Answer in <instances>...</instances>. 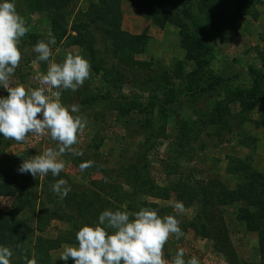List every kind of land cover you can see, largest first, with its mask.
<instances>
[{"label":"rangeland","instance_id":"obj_1","mask_svg":"<svg viewBox=\"0 0 264 264\" xmlns=\"http://www.w3.org/2000/svg\"><path fill=\"white\" fill-rule=\"evenodd\" d=\"M174 1H178V10L183 11L184 6L192 15L184 22V27L171 21L159 27L153 19L139 13L130 0H121L120 28L131 34H144V44L140 52L124 46L106 52L110 45L101 40L102 31L91 34V39L86 37L82 44H78L74 40L77 32L72 29L76 21L94 17L92 5L97 0H69L62 8L46 4L44 0H11L29 27V32L18 45L22 58L11 78L14 84L21 83L26 88L39 86L34 77L46 74L48 66L47 62L39 61L38 54L33 51L41 40L55 39L56 43L51 45L52 59L60 61L67 52H73L82 55L91 65L89 78L76 92L64 90L61 93L64 105H80L86 127L78 136V144L73 146L83 155L65 153L59 157L65 162L59 176L53 177L49 173L33 177L30 173L18 171L23 159L38 154L46 146L55 147V143L46 136L29 134L24 142L18 143L0 135V181L9 180L15 192L14 195L4 194L6 192L0 195V208L10 211L13 206L18 207L16 217H22L33 230L28 246L34 244V236L37 235L55 240L37 251L32 249L34 252L31 251L29 259L35 258L37 264L66 263L59 259L62 246L76 245L74 231L77 228L97 223L104 210H114L122 204L117 202L119 195L113 198L108 189L117 184L130 192L131 187L125 182L123 172L139 159L145 161L146 174L154 186L165 188L180 176L189 183L198 180L199 184L212 185L217 191L223 185L232 188L238 181L237 176L227 171L229 158L233 156L248 157L255 168L264 169V132L255 127V120L264 111V105L256 104L249 111L242 112L239 102L232 100L239 92L244 91L247 95L256 75V78H264V2L253 8L258 12L256 17L245 14L234 21L233 31L228 22L206 18L205 13L199 10V0ZM173 3L166 1L172 13L178 7ZM223 13L228 17L236 14L229 4L223 5ZM59 15H63V22L55 24L54 20ZM93 27L92 24L89 28ZM183 31L203 37L207 52L198 61L185 57L181 46ZM114 78H118L117 82ZM210 81H214L213 87L199 89ZM157 83V95L160 97L171 87H176L183 95L176 93L178 100L168 105L169 112L163 121L164 137L160 136L150 144L152 127L149 128L150 123L143 125V121L151 122L154 114L144 113L137 107L152 103L156 91L151 87H156ZM132 94L137 95L134 104L128 103ZM0 96H7L3 87H0ZM124 97H127V102ZM81 99L87 102L82 104ZM118 103L121 105L116 108ZM217 104L227 106L230 111L228 128L220 129L215 123H207L208 113ZM175 119L193 127L189 145L184 148L188 151L187 158L177 155ZM89 160L93 161L92 167L81 172L79 165ZM164 162L179 163V172L169 174ZM2 169L5 170L4 175L1 174ZM59 179L67 180L71 188L69 206L65 200L68 195L61 199L52 191L51 185ZM96 194L99 201L93 205L91 212L94 216L80 215L73 209L76 208L72 203L74 199L85 205ZM186 195L183 193L180 198L172 191L166 198H161L139 191L135 197L137 202L145 201L161 207L162 217L174 215L180 221L184 235L179 239L170 236L163 249L165 260L171 264L177 250L183 248L186 261L195 256L199 264H229L230 260L215 250L213 241L192 227L201 202L195 199L187 203ZM177 201L185 206L183 214H178L173 207ZM239 206L238 202H233L212 208L223 216L237 260L258 262L257 233L246 228L238 213ZM44 209L46 211L41 215ZM63 210L71 216L69 221L61 218ZM69 231L73 234L69 235ZM17 257L13 252L11 259ZM21 264H24L23 260Z\"/></svg>","mask_w":264,"mask_h":264},{"label":"trees","instance_id":"obj_2","mask_svg":"<svg viewBox=\"0 0 264 264\" xmlns=\"http://www.w3.org/2000/svg\"><path fill=\"white\" fill-rule=\"evenodd\" d=\"M69 0H44L46 4H51L54 7H64L65 3ZM98 4L92 5L94 7V17L89 19H83L81 21H76L73 24L72 29L77 32V36L74 40H77L78 44H82L84 39L87 37L91 39L90 35L102 31V41H106L110 47L106 52L115 51L116 48L127 47V49H132L135 52H140L143 46L144 34H131L127 31H124L120 28V12L119 7L121 0H97ZM132 5L136 10L143 14L149 19H153L159 27H163L166 21L176 22L179 26L184 27L185 21L189 19L192 15L185 10V7H182L183 11L178 10L179 5L178 1L174 0H130ZM174 2L172 5L177 7V10L172 13L168 4ZM0 2H2L0 0ZM264 0H199V10L204 12L206 18H216L219 19L222 23L228 22L230 26L234 29V21L239 19L242 15L252 14L253 17H256L258 12H256V4L262 3ZM229 4L234 7L236 14L230 15L229 17L223 13V5ZM63 15H59L57 19L54 20L55 24L63 22ZM94 25L93 29H90V25ZM227 25V24H226ZM186 30V29H185ZM224 30H222L223 32ZM198 36H192L191 34L183 31L181 46L185 51V57L189 60L198 61L200 57L206 54V43L204 42L203 37L200 34ZM264 40V35L262 36ZM31 39V36H29ZM109 50V51H108ZM96 69V67L94 68ZM258 75H256L257 77ZM253 79L251 88L247 89V95L243 93H237L236 98L232 100H237L240 104L241 111H249L256 104L264 105V78L258 77ZM117 82L118 78H114ZM215 85L214 81H210L206 87L205 85L200 86L199 89L206 90ZM151 87V90L156 91V94H153L152 103H146L137 107L142 112L146 113L147 111L150 114H154L156 118L151 120H144L143 125H148L152 127L149 135L151 143L155 142L156 138L165 135L164 129V117L168 111V105L173 103L175 100H178L177 94L179 92L177 88L171 87L164 92L163 97L157 95L159 88ZM189 87L191 84L189 83ZM240 90V89H238ZM228 94V91H226ZM235 96V95H234ZM134 97L137 95L132 94L128 103L134 104L136 101ZM152 98V97H151ZM127 97H124V101L127 102ZM87 102L86 99H81L80 103ZM120 103L115 104V107H120ZM162 114V115H161ZM230 114L227 106L216 105L210 113H208L209 120L207 123L214 124L220 129L222 127L230 126L228 117ZM162 116V117H161ZM230 117H233L230 115ZM235 117V115H234ZM162 119V121H161ZM175 136L174 141L177 145V155L179 157H186L187 154L184 148L189 145V140L191 137L192 124H187L181 119H175ZM225 125V126H224ZM255 127L263 129L264 132V111L259 115V118L255 120ZM155 128V129H153ZM178 162V160H176ZM172 162L171 164L164 162L163 166L166 167L169 174H177L179 172V163ZM2 168V167H1ZM227 171L235 176H237L238 181L234 187L229 188L228 186H222L220 190L214 188L212 185L208 184H199L200 181L195 180V183H189L185 180L184 177H178L170 182L169 187H155L154 184L149 180L146 174V163L144 160H140L138 163H133L129 168H125L123 176L125 182L131 187V191H125L121 189L120 185H113L108 189L113 196V198L118 194L117 202H122L118 208L115 210H122L121 205L127 203V210L130 212L139 211L142 207H149L157 211L158 215L161 216V211L163 209L156 204L147 203L145 201H136V196L139 191L152 195L155 197L166 198L169 192H175L180 198L183 193H186L187 203L198 199L201 202L200 209L195 215V219L192 220V227L203 236L210 238L213 241V246L215 250L222 253L226 256L230 262L233 264H264V169L259 170L252 165L250 158L237 157L233 156L229 158V163L227 165ZM1 174H5V170H1ZM143 186H145L143 188ZM105 186H103V189ZM143 188V189H142ZM216 189V190H215ZM6 192V193H4ZM106 192V191H105ZM11 194L14 195L15 192L12 190V184L9 180L0 181V195ZM98 194V193H97ZM94 197L89 200L85 205L82 201L78 199L73 200V208L80 215L92 214L93 205L99 199ZM134 197V198H133ZM19 198V196H18ZM217 198V200H216ZM71 195H68L65 200L67 206H69ZM233 202H238L240 204L238 213L240 214V219L244 221L246 228L250 231L257 233L258 239V253L260 260L258 262H246L238 261L236 251L232 245V241L229 238L228 230L223 219V216L219 210L212 207H217L219 204L228 205ZM84 206V208H80ZM18 207H14L10 211H4L0 208V246L8 247L12 252L16 253L18 256L16 259H11L12 264H21L23 257L27 255L30 257L32 249L36 251L38 248H44L45 245L55 242L52 238H45L42 236H34V244L28 246L30 236H33V230L30 225L26 223L22 217L17 218L16 213ZM46 209L41 210L40 214L44 213ZM41 214V215H42ZM61 218L65 220H70L71 216L67 213L66 210L61 212ZM41 215L39 217H41ZM162 217V216H161ZM77 228L74 232H77ZM69 235H72V231L68 232ZM76 234H74L75 236ZM76 239V238H75ZM76 241V240H75ZM32 242V239H31ZM77 242V241H76ZM34 252V251H33ZM229 262V264H231ZM65 264H74V261L69 258Z\"/></svg>","mask_w":264,"mask_h":264},{"label":"clouds","instance_id":"obj_3","mask_svg":"<svg viewBox=\"0 0 264 264\" xmlns=\"http://www.w3.org/2000/svg\"><path fill=\"white\" fill-rule=\"evenodd\" d=\"M29 32L27 21L17 11L11 0L0 2V87L7 96H0V135L7 140L24 142L29 134L47 137L55 147H44L38 154L23 159L18 171L30 173L33 177L59 176L65 162L59 157L65 153L76 156L82 151L73 146L86 127V120L80 114V105H64L61 93L64 90L76 92L89 78L91 65L82 55L67 52L65 57L52 59L51 45L55 39L36 43L33 51L39 61L47 62L46 74H37L34 79L38 87L26 88L24 84L12 82V76L19 67L22 55L18 45ZM93 161L79 165L81 172L92 167ZM52 191L66 197L71 191L67 180L59 179L51 185ZM104 210L93 225L84 224L76 232V245H64L59 259L65 262L71 258L74 264H169L164 258V246L170 236L177 239L184 233L180 221L174 215L159 216L157 211L142 207L139 211ZM178 214H183V202L173 205ZM184 249L177 250L171 264H199L193 256L184 259ZM13 252L0 246V264H12ZM24 264H37L35 258L23 257Z\"/></svg>","mask_w":264,"mask_h":264}]
</instances>
